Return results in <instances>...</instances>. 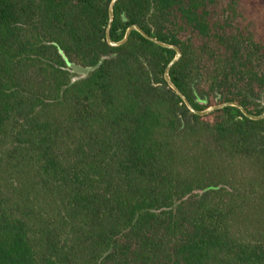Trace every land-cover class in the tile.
Masks as SVG:
<instances>
[{
	"label": "trees",
	"instance_id": "obj_1",
	"mask_svg": "<svg viewBox=\"0 0 264 264\" xmlns=\"http://www.w3.org/2000/svg\"><path fill=\"white\" fill-rule=\"evenodd\" d=\"M111 1L0 0V264H264V119L192 113ZM133 24L196 109L264 112V0H118Z\"/></svg>",
	"mask_w": 264,
	"mask_h": 264
},
{
	"label": "water",
	"instance_id": "obj_2",
	"mask_svg": "<svg viewBox=\"0 0 264 264\" xmlns=\"http://www.w3.org/2000/svg\"><path fill=\"white\" fill-rule=\"evenodd\" d=\"M118 2V0H112L109 6V22H108V26H107V30H106V39L108 41V43L112 46H121L124 43H126L130 37V34L132 33V31L136 30L138 32H140L143 36H145L147 39L159 44L160 46L166 47V48H170V49H174L176 51V55L174 56V58L169 62V64L166 67L165 70V80L167 81L168 85L182 98V100L185 102V104L187 105V107L190 109V111L194 114L197 115H206L209 114L215 110L218 109H223L225 107L228 106H234V107H238L241 109V111L250 119L253 120H261L264 119V112L260 115H254L252 113H250L243 105H241L238 102H224L221 104H215L212 105L210 107H208L207 109L204 110H198L196 109L190 102V100L184 95V93L177 87V85L173 82L171 75H170V70L171 68L181 59L182 57V50L173 44H169L166 43L164 41H161L151 35H149L146 31H144L139 25L137 24H133L131 25L127 31L126 34L124 36V38L120 41H114L111 38V28L113 25V21H114V7L116 5V3ZM71 67L74 69V71L78 74H80L81 76H87L89 74L90 71L94 70L96 67H83L81 65H77V64H71Z\"/></svg>",
	"mask_w": 264,
	"mask_h": 264
}]
</instances>
